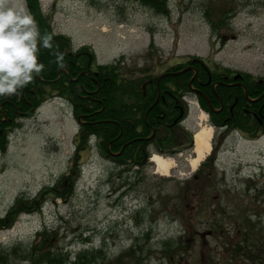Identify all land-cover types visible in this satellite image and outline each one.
Instances as JSON below:
<instances>
[{
  "label": "rangeland",
  "instance_id": "374dc122",
  "mask_svg": "<svg viewBox=\"0 0 264 264\" xmlns=\"http://www.w3.org/2000/svg\"><path fill=\"white\" fill-rule=\"evenodd\" d=\"M37 3L52 33L72 48L90 46L98 63L119 61L122 76L193 56L213 68L264 76V0H165L164 9L142 0ZM203 116L209 125L193 102L183 126L193 131ZM19 119L0 151V216L19 196L55 185L72 161L75 178L61 196L48 193L38 208L0 228L8 264H33L27 252L41 230L63 264L85 249L101 250L92 264L259 263L252 243L240 242H264V135L221 132L205 165L207 153L191 169L183 152L171 156L173 167L162 175L149 160L121 170L94 139L75 163L77 122L55 97ZM214 220L219 227L210 229Z\"/></svg>",
  "mask_w": 264,
  "mask_h": 264
},
{
  "label": "flooded vegetation",
  "instance_id": "af4514ba",
  "mask_svg": "<svg viewBox=\"0 0 264 264\" xmlns=\"http://www.w3.org/2000/svg\"><path fill=\"white\" fill-rule=\"evenodd\" d=\"M58 53H62V57L58 58ZM94 60L88 47L66 50L65 54L56 50L44 61L38 57V62L44 65L40 73L34 74L32 80L16 92L0 95V143L7 146L15 122L31 109L20 108H25L26 103L31 105L29 99L34 94V84H42L43 94L52 93L67 100L80 129L103 111V122L108 125L110 135L107 152L103 155L112 162L118 159L136 162L137 156L143 159L151 150L175 157L185 152L186 160L193 156L194 130L183 126L193 102L207 112L208 122L214 128L212 145L215 149L221 132L237 130L243 135L256 130L264 132V76L213 68L206 60L198 58L162 63L158 70H139V74L130 70L131 75L113 77L111 73L118 69L105 70ZM132 81H135L134 88L129 86ZM99 90L103 100L94 108V104L100 102ZM117 90L119 101L116 103L113 97ZM129 106L131 114H127ZM133 111L140 122L131 119ZM127 124L136 131L135 136L123 141L113 136L114 126L121 135L127 132H123ZM132 143L135 147L131 148V156L128 157V152L118 158ZM114 144H120L119 152L111 151Z\"/></svg>",
  "mask_w": 264,
  "mask_h": 264
},
{
  "label": "trees",
  "instance_id": "16d2710c",
  "mask_svg": "<svg viewBox=\"0 0 264 264\" xmlns=\"http://www.w3.org/2000/svg\"><path fill=\"white\" fill-rule=\"evenodd\" d=\"M142 1H144L146 4L151 5L152 7H155L156 9H164L165 7L164 6L165 0H142ZM28 2L30 4L32 15L34 16V19L37 22L40 35L44 36L45 34H47L51 36L50 46L48 47L43 46V48L45 49L38 48L37 55H39L38 57L40 61L41 60L44 61L45 57L48 54L50 56L53 55V53L56 52V49L63 51L65 54L66 53L65 51L70 46L68 39L61 35H53L50 28L48 27V21L45 18H43V16L39 13V10H38L39 7H38L37 0H28ZM31 2L32 3L34 2V3L31 4ZM52 60L53 59L51 58V61ZM112 75L113 77L118 76L117 73H114ZM133 82L135 83V81H132L131 84H129V86L132 85L131 87L134 88L135 84ZM41 86L42 84H34V94L31 95V99L28 98L30 100L31 105L29 103L28 104L26 103L25 108L21 107L20 108L21 110H28L30 106H36L37 104L40 103V101L43 98V95H42L43 89L41 88ZM97 94H98V97L100 98L99 99L100 102H96L94 104V108H98L100 103L103 100L102 91L101 90L97 91ZM118 94H119V91L117 90L116 93L114 94L113 102L117 103L119 101ZM130 107L131 106H129L128 109ZM127 114H131L130 109L127 111ZM130 117L131 119H135L136 122H140V120L136 119V112L133 111ZM104 118H105L104 112L102 111L100 115H96L95 117H92L91 119H89L91 123L85 124L83 126L82 131L84 132L85 135L94 134L97 138V141H98V144L100 145L101 150L103 152H106L107 151L106 143L110 135H108L107 133V131L109 130L108 125L105 124V122H103ZM116 119H119V118L117 117ZM125 127L127 128L123 130V132H126V131L127 132L119 136V138L122 141L132 138L133 136L136 135V131L133 128H129L128 124L125 125ZM143 128L147 130L145 124H143ZM113 130H114L113 136H116L119 133L117 126H114V128H112V131ZM83 142H84V138L81 141V143L78 144V150L82 148ZM119 145L120 144L118 145L114 144L111 149L117 150L120 147ZM134 145L135 143L128 145L125 148L124 153L130 152L132 150L131 148L134 147ZM4 149H5V144L0 143V151H3ZM73 164H74V161H73ZM74 178H75V174L73 172V169L70 166L69 170L62 176L60 180H58V182L55 185H53L50 188L41 189L38 192L36 197L25 198V197L19 196L18 198H16L15 202L6 210L5 214L2 217H0V228L11 226L20 213L28 212V211H31L32 209L38 208L42 201L41 199L44 196H46L48 193L52 195H56V196H61L62 193L65 192L64 188H66V185H68L69 181L73 180ZM44 190L49 191V192H46V191L43 192ZM209 226L211 227L210 229H216L219 227V221L214 220L211 224H209ZM44 234H45V231L43 232V230H41V232L38 233V236H40L38 241L35 244L30 245V248L27 252L29 260L33 264H36L37 261H40L41 264H63L64 261L61 258L62 257L61 252H54V251L49 250L48 246H46V244L48 243V239H46V234L45 235ZM251 243L254 248L252 249L253 257L257 261H259L258 264H264V242L259 243L256 241H251ZM247 245L248 247H250V244H247ZM133 248L134 246H131L130 251H132ZM17 250H18L17 247H13L11 248V253H17ZM96 257L102 258L101 250L92 252L88 249L87 250L85 249V250L79 251V253L75 255L74 259H72L68 264H92L94 261V258ZM8 258H9V253H7L6 250L0 249V264H8Z\"/></svg>",
  "mask_w": 264,
  "mask_h": 264
},
{
  "label": "clouds",
  "instance_id": "9594fccd",
  "mask_svg": "<svg viewBox=\"0 0 264 264\" xmlns=\"http://www.w3.org/2000/svg\"><path fill=\"white\" fill-rule=\"evenodd\" d=\"M50 40V35H40L24 0H0V95L16 92L40 73L44 65L38 62V41L48 47Z\"/></svg>",
  "mask_w": 264,
  "mask_h": 264
},
{
  "label": "bare ground",
  "instance_id": "6f19581e",
  "mask_svg": "<svg viewBox=\"0 0 264 264\" xmlns=\"http://www.w3.org/2000/svg\"><path fill=\"white\" fill-rule=\"evenodd\" d=\"M204 119L205 116L201 117L202 122H198V127L193 133L195 155L189 158L191 169H194L198 165L210 148L209 139L212 135V127L205 124ZM150 161L155 165V172L162 175H166L173 167L174 163L172 158L161 156L157 153L151 155Z\"/></svg>",
  "mask_w": 264,
  "mask_h": 264
}]
</instances>
